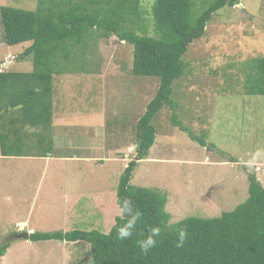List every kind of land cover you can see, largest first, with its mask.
Listing matches in <instances>:
<instances>
[{
	"label": "rangeland",
	"instance_id": "obj_1",
	"mask_svg": "<svg viewBox=\"0 0 264 264\" xmlns=\"http://www.w3.org/2000/svg\"><path fill=\"white\" fill-rule=\"evenodd\" d=\"M39 1L0 0V7L35 11ZM153 2L143 1L147 12ZM196 4L200 7L201 0ZM145 21L153 36L151 16ZM99 42L102 65L94 73L55 78L54 116L61 118L53 121L52 132L62 138L79 133L80 157L113 155L112 160L91 165L57 160L48 166L35 151L0 161L8 175L0 178V246L10 244L1 264H91L85 242L6 240L22 232L109 233L122 215L118 187L129 163L137 160L136 127L160 80L131 74L132 46L115 37ZM30 45L8 47L0 17V72H32V60L19 59ZM261 57L264 0H238L235 7L219 10L205 35L189 45L184 56L189 71L173 85L177 107L165 106L153 119L155 144L131 177L132 185L157 189L167 197L171 224L233 211L248 199L247 173L255 174L264 187V96L244 92L245 63ZM174 115L184 128L203 137L209 150L174 125ZM70 118L77 125L71 126ZM91 142H96L93 147Z\"/></svg>",
	"mask_w": 264,
	"mask_h": 264
},
{
	"label": "trees",
	"instance_id": "obj_2",
	"mask_svg": "<svg viewBox=\"0 0 264 264\" xmlns=\"http://www.w3.org/2000/svg\"><path fill=\"white\" fill-rule=\"evenodd\" d=\"M144 0H40L35 11L0 7L4 39L8 47L31 45L20 60L30 58L29 73L0 72V153L3 157H48L54 152L52 133L54 80L56 77L94 73L101 66L100 39L117 38L133 47L134 77L158 78L160 87L136 127L137 160L126 168L118 187V204L125 201L140 214L132 237L120 241L117 229L127 216L116 218L109 233L74 230L67 233L35 232L33 242H85L91 264H264V187L247 173L248 199L219 218H187L171 224L167 197L157 189L134 186L131 177L156 141L151 123L163 107L176 109L172 100L175 81L185 78L189 45L201 39L214 14L235 7L238 0H154L150 12ZM153 21L149 35L146 16ZM171 40L173 42H171ZM91 56V57H90ZM246 95L264 96V57L245 63ZM174 125L202 147L197 137L173 117ZM236 162V161H231ZM153 227L161 228L157 244L143 253L138 240ZM188 232L183 247H176L179 230ZM10 244L0 246V261ZM1 264V262H0Z\"/></svg>",
	"mask_w": 264,
	"mask_h": 264
},
{
	"label": "crops",
	"instance_id": "obj_3",
	"mask_svg": "<svg viewBox=\"0 0 264 264\" xmlns=\"http://www.w3.org/2000/svg\"><path fill=\"white\" fill-rule=\"evenodd\" d=\"M60 118H61L60 116L58 118L56 116H54L53 117V121L54 120H59ZM69 122H70L71 126L77 125L76 121H74L72 118H70ZM52 128L54 129L53 126H52ZM80 136L81 135L79 133H76V132L66 133V134L63 135V138L60 137V135L53 134V140H54V152H53V154H49L48 157H44V158L39 157V158L43 159L48 166H50L53 161H57V160H61V161H64V162L83 163L85 165H91L92 163H95V161H100V162L104 163L105 161L112 160V156L113 155L110 158H104V157H101V156L97 157V156H94V155L91 158H86L85 155H81L82 157L77 155L79 153H77L76 151H79L78 149L81 148V140L79 139ZM95 143L96 142H91L92 147H93V145ZM101 149L98 151L99 154L101 153ZM60 150L72 151L73 155H70L69 157H67L68 155L61 154L62 152ZM120 151H121V149L116 151L117 156H119ZM5 159H12V157H10V158L9 157H3L1 155V153H0V161H6ZM123 160L129 162V159H123ZM2 166H5V165H2L0 163V178L1 177L5 178L8 175H4L5 174V170L2 169ZM91 169H94V168L91 167ZM2 171H4V174L2 173ZM92 173H94V172H92ZM92 176L95 177L94 175H92ZM80 191L83 192V189H81ZM22 229L23 228H21V230ZM23 231H24V229H23Z\"/></svg>",
	"mask_w": 264,
	"mask_h": 264
},
{
	"label": "clouds",
	"instance_id": "obj_4",
	"mask_svg": "<svg viewBox=\"0 0 264 264\" xmlns=\"http://www.w3.org/2000/svg\"><path fill=\"white\" fill-rule=\"evenodd\" d=\"M122 212L124 215H126L128 218L126 222L121 225L117 229V238L120 241L127 240L128 238L132 237L133 231L136 227L137 221L140 218V214L136 213L133 214L130 205L127 201H125ZM33 234V233H32ZM161 234V228L159 227H153L149 230V234L146 238L142 240H138L137 244L140 248V250L143 253H148L150 249L154 248L157 244V237H159ZM188 239V232L185 229L179 230L178 240L176 242V247L180 248L183 247L186 240Z\"/></svg>",
	"mask_w": 264,
	"mask_h": 264
},
{
	"label": "water",
	"instance_id": "obj_5",
	"mask_svg": "<svg viewBox=\"0 0 264 264\" xmlns=\"http://www.w3.org/2000/svg\"><path fill=\"white\" fill-rule=\"evenodd\" d=\"M5 64V62L2 63V65ZM1 65V63H0ZM32 233H25V232H22V233H19V234H15L13 236H11L10 239L6 240V242L10 243L14 240H26V241H29L30 240V235Z\"/></svg>",
	"mask_w": 264,
	"mask_h": 264
},
{
	"label": "built area",
	"instance_id": "obj_6",
	"mask_svg": "<svg viewBox=\"0 0 264 264\" xmlns=\"http://www.w3.org/2000/svg\"><path fill=\"white\" fill-rule=\"evenodd\" d=\"M258 171H260V170H258ZM262 173H263V175H264V171H263Z\"/></svg>",
	"mask_w": 264,
	"mask_h": 264
}]
</instances>
